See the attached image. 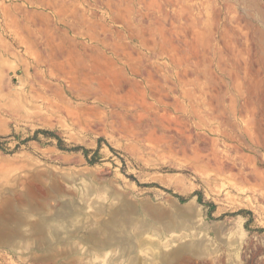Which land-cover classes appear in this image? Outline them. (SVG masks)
<instances>
[{"label":"rangeland","instance_id":"1","mask_svg":"<svg viewBox=\"0 0 264 264\" xmlns=\"http://www.w3.org/2000/svg\"><path fill=\"white\" fill-rule=\"evenodd\" d=\"M0 264H264V0H0Z\"/></svg>","mask_w":264,"mask_h":264}]
</instances>
